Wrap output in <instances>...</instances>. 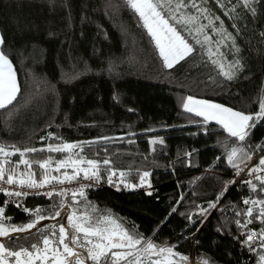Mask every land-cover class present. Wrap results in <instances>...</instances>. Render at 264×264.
I'll list each match as a JSON object with an SVG mask.
<instances>
[{
  "label": "trees",
  "instance_id": "1",
  "mask_svg": "<svg viewBox=\"0 0 264 264\" xmlns=\"http://www.w3.org/2000/svg\"><path fill=\"white\" fill-rule=\"evenodd\" d=\"M235 3L225 0L226 8H221L208 0L204 5L220 17L239 48L236 52L232 42L225 40L220 51L226 59L212 57L225 65L240 60L242 70L227 81L199 45L172 69L163 67L155 42L125 0H0L2 50L12 61L21 88L17 101L0 109V145L8 151L12 146L40 149L64 142L83 146V152L77 148L27 153L24 158L32 162V168L20 164L15 167L17 176L22 169L42 179L45 170L35 161L49 157L50 176L72 174V168L54 171L56 162L79 152L85 159L111 160V167L126 173L134 184L147 171L154 188L151 195L106 187L86 200L72 196L35 200L34 205H42L40 215L52 216L62 208L61 202L75 207L90 203L97 213L112 217L122 227L189 257L184 262L174 256L176 264H190L192 256L196 263L207 259L209 264H256L264 248L248 256L241 249V233L259 232L262 225L254 221L247 229L239 228L235 221L249 218L235 213L251 206L244 205V199L264 198V194L252 193L240 182L228 186L217 202L225 183L235 175L227 152L236 145L220 125L205 124L202 117L182 107L192 96L245 114L259 111L264 99V0L254 5L255 17L240 7L225 15ZM187 11L196 14L194 9ZM200 23L206 25L208 20L201 18ZM182 34L194 44L186 31ZM158 138L163 144H150ZM247 145L252 154L247 165L264 156V147L256 149V145L264 146V120L251 129ZM6 159L21 157L0 156V162ZM104 167L101 164L107 173ZM253 183L259 185L256 180ZM74 199L81 203L75 204ZM209 202H216V207L201 215ZM0 206L4 207L1 197ZM5 216L34 220L14 207H5Z\"/></svg>",
  "mask_w": 264,
  "mask_h": 264
},
{
  "label": "snow or ice",
  "instance_id": "2",
  "mask_svg": "<svg viewBox=\"0 0 264 264\" xmlns=\"http://www.w3.org/2000/svg\"><path fill=\"white\" fill-rule=\"evenodd\" d=\"M207 2L208 0H200L199 3H197V0H125L126 6L139 16L143 22L142 26L147 29L148 34L155 42L159 57L163 61V67L172 69L181 61H185L192 56L196 52L195 46L199 45L202 49H206L209 60L219 69L217 74L222 75L225 80L231 81L236 78L237 72L242 70L240 60L228 61L225 65L221 60L212 59V57L218 56L226 59L225 54L220 51V46L225 40L232 42L231 47L236 52H239V48L236 47L235 37L227 31L220 17L214 16L211 10L204 6ZM215 2L221 8H226L225 0H215ZM258 2L259 0H236L231 9L226 10L224 14L228 15L229 12H235L236 8L240 7L255 17L257 13L254 5ZM228 3H231V0H228ZM191 9H194L196 14L187 11ZM201 18L207 19L208 23L206 25L200 23ZM215 21H220L219 25H216ZM209 29L211 33L219 35L221 39H214L213 35L207 31ZM185 31L192 37L194 44L182 34ZM261 35H264V33H261ZM201 36H203V39L200 38ZM4 43V37L0 35V109H7L9 105H13V102L17 101V97L21 93L13 63L2 50ZM214 45L215 50H213ZM114 99L118 98L114 97ZM182 107L186 112L192 113L196 117H202L205 124L214 121L228 134V137L232 139V143L236 146L231 147L227 152V163L235 170L234 174L240 176L244 170L240 165L244 164L247 167V162L252 159V154L248 151L251 145L246 146V141L256 123L264 120V99L259 102V111L255 114H245L221 104L207 100H197L192 96L185 99ZM52 135L49 133L48 137L52 138ZM44 139V137H41V140ZM102 139L107 140L109 138L104 137ZM131 142L129 141V143ZM163 142L162 138H158L151 140L150 144H163ZM261 147L264 146L256 145V149ZM77 148L80 152H83L81 144L67 142L59 145L49 144L40 149L32 147L21 150L12 146V151H8L6 146L0 145V156L7 158L19 154L21 157L18 161L6 159L4 162H0V181L8 185H18L20 188L40 189L54 182L64 184L65 182L87 180L90 181L89 184H81L79 188L72 190L73 198L79 195L85 200V188L92 187L93 183L91 182L99 183L104 178L101 175V164L105 166L103 171L108 173L106 179L109 184L115 185L112 178L117 175L120 182H124L125 173L122 171L118 173L117 170L113 169L111 160L85 159L80 156L79 152L56 162L54 171L59 172L64 168H72V174L65 171L62 177L50 176L49 171L53 169H50L52 158L49 157L42 161H35L40 169L45 170L42 179H35L36 173L31 171L21 173L19 178L17 176L15 167L20 164L25 165L27 169L32 168V162L24 158L27 153L43 151L64 153L72 152L73 149ZM152 150L155 151V148L153 147ZM186 155L190 156L191 153H186ZM73 156L77 158L74 159ZM85 164L87 167H81ZM257 172H264V156L259 158L256 165L248 169V175L254 177L259 185L253 183L251 179L241 181V183L247 185L252 193L264 194V176L256 175ZM149 175L145 171L140 176L141 185L147 182ZM234 183V180L225 183V188L217 196V202L223 192L228 190V186ZM132 187H135V185H132ZM0 192L15 197L29 195L27 191L5 188H0ZM67 192V189L57 190L53 188L45 195L51 198L54 194L67 195ZM148 194L151 195V192ZM182 199L183 197H181ZM74 203L79 205L81 202L74 199ZM242 203L251 206L236 212L235 215H246L249 219L243 223L237 219L235 221L236 225L244 229H247L248 225L254 221H259L262 225L259 232L249 229L241 233L245 237L243 245L247 247L248 251H255L253 247L254 238L259 237L260 247L264 248V198L249 197L244 199ZM16 206L21 207L19 203ZM60 206L64 207L63 202ZM84 207L86 209L84 212L75 209L67 216V225L61 223L58 226H52L48 233H41L40 237L27 247L20 245L16 250L0 242V264H37L38 261L40 264H88V261H91L92 264H176L173 259L174 256H179L180 260L184 262L189 260V257L175 252L173 246L158 245L153 240L122 227L120 223H117L115 219L106 214L97 213L93 215L87 211L89 208L92 209V212L96 211L90 203H86ZM215 207L216 202H209L208 208L203 209L201 215L206 214L208 209ZM23 211L26 213L31 212L28 208H24ZM42 211V209H36V218L23 226L6 225L4 221L11 218L5 216V207L0 206V237H9L10 233L29 231L36 228L37 224L44 219H56L61 216V212L57 211L52 216L45 217L40 215ZM172 211L175 212L176 209L173 208ZM200 264H209V262L207 259H202ZM259 264H264V254L259 255Z\"/></svg>",
  "mask_w": 264,
  "mask_h": 264
},
{
  "label": "built area",
  "instance_id": "3",
  "mask_svg": "<svg viewBox=\"0 0 264 264\" xmlns=\"http://www.w3.org/2000/svg\"><path fill=\"white\" fill-rule=\"evenodd\" d=\"M262 154H260L252 163H250L249 165H247V167H243V172L240 174V176H236L233 175L231 177V180H234L235 184L240 183L241 181L244 180H248L251 179L252 181H254V177L249 176L248 175V169L251 168L252 166L256 165L258 163V159L261 157ZM24 173V171H20V174ZM119 173V172H118ZM102 177H104L103 179H101V181L99 183H93L92 187H88L85 188V197L89 196L91 193L96 192L97 190L103 189V188H112L114 190L117 191H144L146 193L151 192V194L154 192V188L151 186L150 182L147 179V182H145L143 185H141V182L139 184H134L130 179H128L127 174L125 173V177H124V182L121 183L119 176H114L112 179L115 182V185L113 184H109L107 182V175L108 173H104L101 172ZM256 175H262L264 176V172H257ZM19 178V175H18ZM90 181L87 180H77V181H73L71 183H67L65 182L64 184H56L55 182L53 184L50 185H46L44 188H40V189H28V188H20L18 185H8L3 181H0V188H5V189H9V190H19V191H27L29 193V195L25 196H21V197H15V196H8L3 192H0V197L2 199V202L4 204V207H14L17 208L18 210H20L22 213H24L26 216L32 217V218H36L35 217V210L36 209H41L42 205L41 204H36L34 205V201L35 200H39V199H49V197L47 195H45L46 192L51 191L53 188L59 190V189H67V195L61 196V195H56L54 194L52 197L54 196H59V197H66V196H72V190L77 189L80 187L81 184L87 185L89 184ZM150 184V187H149ZM132 185H135V187H132ZM39 193V194H37ZM51 197V198H52ZM17 203H19L21 205V207H17ZM24 208H28L29 210H31L30 213H26L23 211ZM245 239V237L242 235V242H241V249L248 255V256H252L253 254H255L258 250L262 249V247H260V240L259 237H255V243L253 245L255 251H248L247 247L245 245H243V240ZM196 260L195 257L192 256L191 257V264H195Z\"/></svg>",
  "mask_w": 264,
  "mask_h": 264
},
{
  "label": "flooded vegetation",
  "instance_id": "4",
  "mask_svg": "<svg viewBox=\"0 0 264 264\" xmlns=\"http://www.w3.org/2000/svg\"><path fill=\"white\" fill-rule=\"evenodd\" d=\"M63 209H64V211L62 212ZM75 209H79V212H84L86 210L82 206L75 207V206H71L69 204H66L59 211V212H61V216L56 218V219H50V220H53L52 222L47 223L45 225H42L36 231H33V232L26 231V232L10 233L9 237H0V242L4 243L6 246H11V247L15 248L16 250H18V246H20V245L27 247L30 243L35 242L37 240V238L40 237L41 233H48L49 229L52 228V226H54V225L58 226L61 223L67 225V219L66 218ZM87 211L92 213L93 215L97 214V211H96V213L92 212L90 209H87ZM31 221L32 220H29V219L24 220L22 218L21 219H15V218L12 219L11 218L10 220H5L4 223L6 225L23 226V225H25ZM153 259H155V257H153ZM37 264H40V262L38 261ZM88 264H92V262L90 261V263H88Z\"/></svg>",
  "mask_w": 264,
  "mask_h": 264
},
{
  "label": "water",
  "instance_id": "5",
  "mask_svg": "<svg viewBox=\"0 0 264 264\" xmlns=\"http://www.w3.org/2000/svg\"><path fill=\"white\" fill-rule=\"evenodd\" d=\"M64 211V209L62 210V212ZM53 220H50V219H45V220H43V221H41V222H39L38 224H37V226H36V228H34V229H32V230H30V231H28V232H33V231H36L39 227H41L42 225H45V224H47V223H50V222H52ZM88 263H90V261H88ZM189 264V263H188ZM191 264V263H190ZM195 264H200V263H195Z\"/></svg>",
  "mask_w": 264,
  "mask_h": 264
},
{
  "label": "rangeland",
  "instance_id": "6",
  "mask_svg": "<svg viewBox=\"0 0 264 264\" xmlns=\"http://www.w3.org/2000/svg\"><path fill=\"white\" fill-rule=\"evenodd\" d=\"M0 35H1V34H0ZM14 70H15V69H14ZM16 78H17V75H16ZM17 82H18V80H17ZM194 98L197 99V100H205V99H200V98H196V97H194ZM207 101H210V100H207ZM210 102L220 104V103H218V102H214V101H210ZM221 105H223V104H221ZM224 106H226V105H224ZM226 107H228V106H226ZM70 196H71V195H70ZM66 197H69V196H66ZM72 197H73V196H72ZM76 197H80V196L77 195ZM76 197H75V198H76ZM260 254H264V249L259 251L256 264H259V255H260Z\"/></svg>",
  "mask_w": 264,
  "mask_h": 264
}]
</instances>
